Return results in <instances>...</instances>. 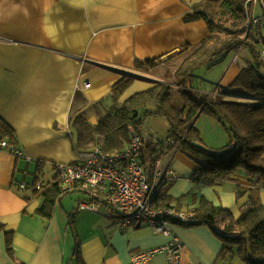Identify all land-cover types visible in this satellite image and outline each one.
I'll return each instance as SVG.
<instances>
[{"label":"crops","instance_id":"crops-1","mask_svg":"<svg viewBox=\"0 0 264 264\" xmlns=\"http://www.w3.org/2000/svg\"><path fill=\"white\" fill-rule=\"evenodd\" d=\"M200 1L0 0V118L14 131L21 152L15 156L0 149V264H76V243L83 264H131V254L161 246L171 235L184 243L187 264H247L236 256L223 261L222 241L208 225H173L171 235L145 224L119 229L83 182H62L56 169L80 162L91 150L76 149L68 121L73 107L86 110L108 98L124 74H134L140 79L120 95L117 104H123L160 82L155 73L162 65L146 73L134 68L135 60L163 62L209 35L204 20L184 21L190 6ZM241 49L221 62L226 73ZM202 117L207 116L195 121L201 144L224 147L216 135L220 124ZM86 118L94 122V113ZM162 159L174 173L164 186L166 196L180 212L196 208L202 199L234 219L250 201L264 207V187L241 173L205 185L193 180L204 164L199 156L175 147ZM69 193L77 195L65 201ZM53 194L50 218L39 216L37 210ZM81 203L88 207L80 208ZM146 264L167 262L157 255Z\"/></svg>","mask_w":264,"mask_h":264},{"label":"trees","instance_id":"trees-1","mask_svg":"<svg viewBox=\"0 0 264 264\" xmlns=\"http://www.w3.org/2000/svg\"><path fill=\"white\" fill-rule=\"evenodd\" d=\"M250 7L248 0H202L192 4L184 21L204 20L209 35L196 46L181 47L163 62L159 59L135 60L134 68L146 73L162 65L164 82H156L123 104H117L120 95L140 79L134 74H124L112 86L108 98L93 103L86 110L73 107L68 121L75 134L76 149L99 147L112 156L121 152L137 135L144 141L142 164L148 178H151L156 161L179 147L204 160L193 175L196 183L210 185L241 173L253 184L264 187V58L260 57L261 48H264L261 38L264 23H251ZM260 44L262 47L258 48ZM239 48L248 49L251 60L226 90L213 88V96H208V88L194 90L192 75L195 70L209 69ZM176 56H183L181 63L171 69L167 63ZM90 112L94 113V122L86 118ZM199 115L215 119L228 136V143L221 149L209 148L213 152H224L221 155L201 151L192 145L193 142L201 144L200 133L195 127ZM148 116L166 120L168 130L164 141H145L140 125ZM2 140L8 148H16L14 131L0 118ZM54 202L55 194L47 195L37 210L38 215L50 218ZM152 207H171L180 212L171 206L164 188L155 197ZM185 214L195 220L188 226L208 225L214 229L223 244V261L228 262L236 256L247 264H264L263 206L250 201L234 219L228 210L202 199L196 208ZM73 260L83 264L79 243L74 248Z\"/></svg>","mask_w":264,"mask_h":264},{"label":"built area","instance_id":"built-area-1","mask_svg":"<svg viewBox=\"0 0 264 264\" xmlns=\"http://www.w3.org/2000/svg\"><path fill=\"white\" fill-rule=\"evenodd\" d=\"M259 4L262 9L260 17H253L251 23H264V0H248ZM264 58V48L260 51ZM89 83L85 87L88 88ZM119 153L112 156L99 147L92 148L80 162L68 165H57V172L62 182H83L89 195L98 204L105 206L110 217L117 220L119 229L127 225H148L158 234L171 235L173 225L188 226L195 220L184 212H177L171 207L153 208L152 203L157 194L172 180V172L160 158L156 161L151 178L142 164L143 139L137 135ZM0 149H7L15 156H21L17 148L7 146L0 141ZM80 208L88 207L81 203ZM94 208V207H92ZM157 255H163L167 264H187L184 243L175 235L169 242L149 250L133 253L131 264H146Z\"/></svg>","mask_w":264,"mask_h":264},{"label":"rangeland","instance_id":"rangeland-1","mask_svg":"<svg viewBox=\"0 0 264 264\" xmlns=\"http://www.w3.org/2000/svg\"><path fill=\"white\" fill-rule=\"evenodd\" d=\"M253 14H260V15L262 14V9L259 6V4H254ZM261 37L264 40V30H262V32H261ZM194 46H196V45H194ZM258 48H260V45H258ZM233 53H236V51H234ZM249 54H250L249 50H247L246 48L241 49L239 56L238 57L235 56L234 59L232 58L233 59L232 62H234L233 67L227 73H226V68L223 67L222 63H218V64L214 65L213 67H211L210 69L199 68V69L195 70L193 72V75H192V80L194 81V87H195L194 90L196 91V89L199 90L200 88H208L210 91V92H208V96H213L214 93L212 92V88H217V90H219V91L226 90L228 88V86L239 75L241 69L246 66L248 61L251 60V57ZM243 56H245V58ZM182 57L183 56L174 57L176 61L173 62V64H175L176 67H178V65L181 63ZM177 60H180V61L178 62ZM167 65L172 69V60L169 61L167 63ZM163 74H164V67H161L160 69H158L157 73H155V75L160 76V79H159L160 82H164L162 80ZM153 83L155 84L156 82H153ZM175 87H177V85ZM201 91L205 92L208 90H201ZM176 105L178 106L179 103L176 102ZM207 118H210V117H202L203 120H207ZM202 122H205V121H202ZM196 124L198 125V121ZM195 127L198 130V132L201 134V130H199L197 128V126H195ZM167 130H168L167 122L164 119V117H160V116L145 117L144 120L142 121V124L140 125V131L143 133V136L146 140L150 139V140L164 141L167 137ZM216 135H217V137H218L217 139H219V141H221V142L223 141L226 144L228 143V141H229L228 136L223 131L222 127L220 129L219 134L217 132ZM213 144L215 145V143H213ZM213 144H211L210 146H206V147L208 149L210 148L213 150L217 149L216 147L213 148ZM218 149H221V148H218ZM168 169L172 172L171 168L168 167ZM49 171H50V169L48 170V172ZM172 175L174 177L173 172H172ZM75 195H77V194L69 193V195H67L65 201L68 200V198H70L71 196H75ZM80 195L82 196V194H80Z\"/></svg>","mask_w":264,"mask_h":264},{"label":"water","instance_id":"water-1","mask_svg":"<svg viewBox=\"0 0 264 264\" xmlns=\"http://www.w3.org/2000/svg\"><path fill=\"white\" fill-rule=\"evenodd\" d=\"M195 148L201 150V151H204V152H207V153H212L214 155H221L222 153L224 152H213V151H210L208 148L202 146L201 144L197 143V142H193L192 144Z\"/></svg>","mask_w":264,"mask_h":264}]
</instances>
